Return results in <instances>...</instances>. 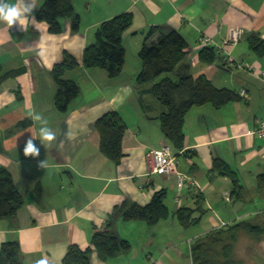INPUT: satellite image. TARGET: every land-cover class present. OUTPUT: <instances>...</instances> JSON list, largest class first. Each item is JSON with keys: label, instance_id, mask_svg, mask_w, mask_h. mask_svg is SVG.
<instances>
[{"label": "crops", "instance_id": "obj_1", "mask_svg": "<svg viewBox=\"0 0 264 264\" xmlns=\"http://www.w3.org/2000/svg\"><path fill=\"white\" fill-rule=\"evenodd\" d=\"M42 1L34 0L36 7L24 26L9 29L0 22V166L23 198L14 217L0 219V249L5 242H17L24 264H63L71 245L82 251L90 248V264H163L171 256L182 257L185 246L190 257L193 241L210 231L239 221L261 223L264 187L258 177H264V139L251 132L264 119V83L245 70L225 67L217 50L215 62H201L197 40L204 35L220 44L230 28H240L243 37L231 50L233 61L261 68L264 56L257 57L249 41L257 37L264 42V0H73L79 31L71 33L66 22L59 35L49 34L46 24L36 20ZM122 13L132 14L133 22L122 37L120 74L110 78L104 70L85 68L83 51L94 43L98 25ZM154 28L158 31L149 44L169 31L178 32L187 44L176 76L186 71L240 96L219 109L206 104L185 115L179 171L192 176L197 186L180 192L173 179L149 174L146 161L149 149L169 144L158 120L165 109L150 92L154 82L135 83L141 67L137 54L145 34ZM64 52L78 66L63 79L77 84L80 95L61 113L53 107L50 72ZM107 112H116L125 124L118 165L99 152L100 137L93 126ZM34 114L47 121L53 140L40 138L45 125L34 120ZM30 136L40 148L35 157L24 152ZM213 160L236 174L241 196L233 195L227 176L212 171ZM159 192L164 193L167 219L155 226L121 219L124 205L146 206ZM198 207L201 213H195ZM182 208L193 210L197 218L192 233L187 228L193 225L182 227L174 220ZM105 228L127 241L129 252L101 258L90 241L95 231ZM254 249L264 254V245Z\"/></svg>", "mask_w": 264, "mask_h": 264}, {"label": "trees", "instance_id": "obj_2", "mask_svg": "<svg viewBox=\"0 0 264 264\" xmlns=\"http://www.w3.org/2000/svg\"><path fill=\"white\" fill-rule=\"evenodd\" d=\"M38 22L45 23L47 32L59 35L63 32L66 22H70L71 33L80 28V18L74 10L73 0H43L35 13ZM133 17L130 13H122L101 22L96 28L94 43L83 51L82 64L87 69L104 70L108 77H117L123 67L125 49L122 43L123 34L132 26ZM158 28L148 31L137 54L140 71L135 83L139 86L153 83L151 95L165 109L158 117L159 126L164 139L171 145L177 156L183 149V122L185 115L193 107L210 104L219 109L229 103L237 102L240 96L226 88H216L204 77L194 79L186 71L177 73V80L169 77L159 79L162 75L173 73L179 69L186 55L187 44L176 31L166 34L159 33L154 43H148ZM250 49L261 58L264 56V42L257 37L249 41ZM214 48H202L199 59L205 64L216 60ZM78 63L73 56L64 52L59 63L54 65L50 74L54 85L53 107L65 113L69 104L80 95V88L72 81L63 79L66 71L77 68ZM0 65V82L3 80ZM157 79H159L157 81ZM94 129L100 137L99 152L118 165L123 157L121 142L125 132V124L116 112H107L94 122ZM182 154V153H181ZM212 171L227 176L233 185V195L241 196L243 188L237 176L220 160H213ZM259 186L264 187V177L259 176ZM164 193L153 195L146 206L136 204L124 205L121 219L125 222L140 221L148 226H155L169 216L163 203ZM23 204V198L16 189L10 173L0 166V219L12 218ZM200 207L195 213L200 212ZM204 211V210H203ZM194 211L178 210L174 216L182 227L196 223ZM241 234L253 237L255 244L264 243V220L261 223L239 221L210 231L196 239L190 247L191 264H242L234 255V245ZM91 247L103 259L112 258L119 253H127L130 245L127 241L117 238L108 228L94 232ZM253 245V244H252ZM249 246L247 253H256L255 247ZM91 249L80 250L75 245L68 247L63 264H90ZM262 256V254H259ZM0 264H24L19 244L15 241L5 242L0 249Z\"/></svg>", "mask_w": 264, "mask_h": 264}, {"label": "built area", "instance_id": "obj_3", "mask_svg": "<svg viewBox=\"0 0 264 264\" xmlns=\"http://www.w3.org/2000/svg\"><path fill=\"white\" fill-rule=\"evenodd\" d=\"M243 31L240 28H230L226 38L220 44H215L206 37L200 36L198 44L202 48H214L221 53L224 60V66L227 68H238L247 71L255 79L264 83V66L255 69L252 66H246L242 63H235L231 57V50L241 41ZM241 96L245 97V92H240ZM251 135L258 139H264V119L257 123L256 128L251 132ZM182 151L178 152L180 155ZM146 161L149 165V174L160 175L166 178H171L174 181L175 188L180 192L184 188L196 187L194 178L190 175L183 174L179 171L178 156L173 151L171 145L160 142L155 148L147 151Z\"/></svg>", "mask_w": 264, "mask_h": 264}, {"label": "clouds", "instance_id": "obj_4", "mask_svg": "<svg viewBox=\"0 0 264 264\" xmlns=\"http://www.w3.org/2000/svg\"><path fill=\"white\" fill-rule=\"evenodd\" d=\"M35 7L34 0H16L15 3L12 0H0V22L6 24L9 29L13 25L24 26ZM33 119L41 121L45 125L39 129L40 138L48 141L53 140L54 133L46 126L47 121L43 120L39 114H34ZM24 152L33 157L39 154L40 148L36 145L34 137L30 136L27 139ZM37 264H48V262L47 260H40Z\"/></svg>", "mask_w": 264, "mask_h": 264}, {"label": "rangeland", "instance_id": "obj_5", "mask_svg": "<svg viewBox=\"0 0 264 264\" xmlns=\"http://www.w3.org/2000/svg\"><path fill=\"white\" fill-rule=\"evenodd\" d=\"M170 77L172 80H176L177 76L176 74L173 73H169V74H165L163 76H161L159 79H161L162 77ZM157 79V81L159 80ZM174 220L176 221V217L174 218ZM189 233L194 232L195 226H191L189 228H187ZM170 234L173 236L174 235V229L169 231ZM191 235V234H190ZM194 242V241H193ZM253 244V245H252ZM157 245V244H156ZM254 245H258L255 244L253 241V237L247 235V234H241L235 245H234V255L237 259L242 261V264H264V254L261 256L259 254L254 253L252 256L251 254L249 255V253H247V250H250L249 246H254ZM261 245H264V243H261ZM172 260L167 261L166 259L163 260V264H189L190 263V257L188 254V248L187 246H185L184 248V255L182 257H174L171 256Z\"/></svg>", "mask_w": 264, "mask_h": 264}]
</instances>
